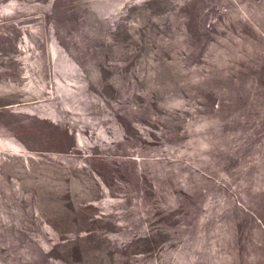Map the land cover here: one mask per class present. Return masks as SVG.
Returning a JSON list of instances; mask_svg holds the SVG:
<instances>
[{"label":"rangeland","instance_id":"374dc122","mask_svg":"<svg viewBox=\"0 0 264 264\" xmlns=\"http://www.w3.org/2000/svg\"><path fill=\"white\" fill-rule=\"evenodd\" d=\"M0 264H264V0H0Z\"/></svg>","mask_w":264,"mask_h":264}]
</instances>
